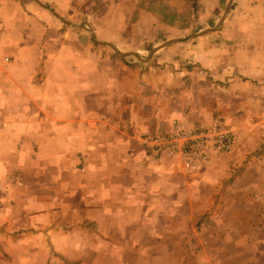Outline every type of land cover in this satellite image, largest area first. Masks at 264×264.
<instances>
[{"label": "crops", "instance_id": "obj_1", "mask_svg": "<svg viewBox=\"0 0 264 264\" xmlns=\"http://www.w3.org/2000/svg\"><path fill=\"white\" fill-rule=\"evenodd\" d=\"M114 1L0 0V264H264V0L132 66L81 20ZM215 117L201 172L146 154Z\"/></svg>", "mask_w": 264, "mask_h": 264}, {"label": "rangeland", "instance_id": "obj_2", "mask_svg": "<svg viewBox=\"0 0 264 264\" xmlns=\"http://www.w3.org/2000/svg\"><path fill=\"white\" fill-rule=\"evenodd\" d=\"M229 2L230 0H115L109 4H99L103 9L90 12V16L86 13L81 20L95 24L99 38L109 36L114 40L122 37L121 41L115 40L114 46L134 53L123 57L132 66L138 64L142 60L140 58H149L157 52L174 48L177 44L196 45L201 38L218 34L229 17L235 16L239 3L233 0L226 14ZM70 14L71 22H81L79 16L83 12ZM261 15L264 16V13ZM100 40L102 43L98 44L99 48L114 50ZM12 182L14 185H22L18 173L13 176Z\"/></svg>", "mask_w": 264, "mask_h": 264}, {"label": "built area", "instance_id": "obj_3", "mask_svg": "<svg viewBox=\"0 0 264 264\" xmlns=\"http://www.w3.org/2000/svg\"><path fill=\"white\" fill-rule=\"evenodd\" d=\"M143 144L149 157L179 160L186 171L197 173L213 156L229 154L234 148L235 135L221 117L201 126L175 120L156 135L143 136Z\"/></svg>", "mask_w": 264, "mask_h": 264}, {"label": "water", "instance_id": "obj_4", "mask_svg": "<svg viewBox=\"0 0 264 264\" xmlns=\"http://www.w3.org/2000/svg\"><path fill=\"white\" fill-rule=\"evenodd\" d=\"M232 2H233V0H230L229 4H228V6H227V13H226V14H228V11H229V9H230V6H231ZM222 21H224V19H223ZM173 41H174V40H173ZM173 41H171V42L173 43ZM109 46H111V45H109ZM120 53L123 54V52H120ZM127 53L134 55L133 52H127Z\"/></svg>", "mask_w": 264, "mask_h": 264}]
</instances>
